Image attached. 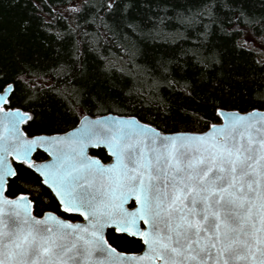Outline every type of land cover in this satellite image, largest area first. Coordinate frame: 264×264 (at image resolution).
<instances>
[{
	"label": "water",
	"instance_id": "obj_1",
	"mask_svg": "<svg viewBox=\"0 0 264 264\" xmlns=\"http://www.w3.org/2000/svg\"><path fill=\"white\" fill-rule=\"evenodd\" d=\"M12 91H0V264H264V109H220L206 130L177 132L87 113L66 131L29 135L31 113L8 106ZM39 150L47 157L35 160ZM17 163L79 219L9 196ZM110 229L143 249H117Z\"/></svg>",
	"mask_w": 264,
	"mask_h": 264
},
{
	"label": "trees",
	"instance_id": "obj_2",
	"mask_svg": "<svg viewBox=\"0 0 264 264\" xmlns=\"http://www.w3.org/2000/svg\"><path fill=\"white\" fill-rule=\"evenodd\" d=\"M71 3L40 0L33 7V0H0V85L13 84L9 107L31 113L24 125L29 135L66 131L87 113L135 115L163 132H177L206 130L221 121L220 109H264V52L241 53L211 29L212 43L207 48L218 47L221 63L205 60L209 67L204 68L187 51L195 47L192 40L201 39L202 24L174 28L169 23L167 30L183 35L175 42L154 39L149 31L152 21L147 19L159 15L153 0H141V5L149 6L137 10L143 36L133 35L115 15L108 18L110 29L96 28V18L107 15L106 10L100 11L104 0H83L76 10L60 11ZM171 3L173 7L198 6V0ZM250 10L264 15V8L250 5ZM260 31L257 27L256 32ZM132 41L135 57L125 51ZM202 55L206 57L208 52ZM169 59L176 62L169 65ZM163 67L170 71L164 73ZM185 82L189 85L186 89ZM91 152L103 161L110 159L103 148ZM46 157L40 150L34 155L35 160ZM15 166L17 174L8 183L9 196L29 194L38 215L47 210L64 214L55 195L29 165ZM107 239L122 251L142 247L139 239L114 229L107 232Z\"/></svg>",
	"mask_w": 264,
	"mask_h": 264
},
{
	"label": "snow or ice",
	"instance_id": "obj_3",
	"mask_svg": "<svg viewBox=\"0 0 264 264\" xmlns=\"http://www.w3.org/2000/svg\"><path fill=\"white\" fill-rule=\"evenodd\" d=\"M39 2L40 0H33V7H36ZM72 4L74 7L75 0H72ZM153 5L159 15L149 16L147 19L152 21V27L149 31L153 34L154 39L159 38L175 42V38L183 35L182 32L177 33L167 30L169 23L174 28L185 25L191 26L194 23L202 24L205 31L198 33L201 39L192 40L191 43L195 47L189 48L187 51L193 53L196 61L204 68H208L211 62H215L216 64L221 63L220 57L222 53L218 50V47L207 48V45L212 43V39L210 38L211 29H215L221 38L230 41L234 49L239 50L241 53H251L254 51L259 54L264 52V15L250 10V5L264 8V0H198L196 8L191 6L182 8L179 5L173 7L171 0H153ZM43 6L52 11L47 4ZM147 6L149 5H141V0H104L100 11L104 12L106 10L107 15H99L94 21L95 27L99 29L103 26L105 29H110V25L107 22L108 18L115 15L117 18L123 19L124 26L129 32L133 35L143 36L145 33L141 30L143 27L141 23L142 18L138 16L137 10ZM85 7H90V5L86 4ZM58 9L59 5H57ZM257 27L261 29L259 33L256 32ZM59 35L58 33L57 37ZM85 35H88V33H85ZM92 36V43H95L96 34L93 33ZM125 38L127 39V33H125ZM125 51L130 57H135L137 55L135 41H132L131 46L126 48ZM205 51L208 52L206 57L202 55ZM183 55L184 53L181 52L180 56ZM205 60L209 63H205ZM175 62L169 59L167 64L170 65ZM261 62L257 61V63ZM109 63L112 64L114 62L110 61ZM162 70L164 73L170 71L168 67H163ZM172 82L171 80L169 81V83ZM183 87L185 89L189 87L188 83L185 82ZM3 88L4 86L0 85V91H3ZM215 103L219 107L220 102L216 101Z\"/></svg>",
	"mask_w": 264,
	"mask_h": 264
},
{
	"label": "rangeland",
	"instance_id": "obj_4",
	"mask_svg": "<svg viewBox=\"0 0 264 264\" xmlns=\"http://www.w3.org/2000/svg\"><path fill=\"white\" fill-rule=\"evenodd\" d=\"M82 1H83V0H77V1H75V6H74V7H73V4L71 3V4H69L67 7L61 9L60 11L65 12V13H69V12H71V11H73V10H76V9H78V7H79L80 4L82 3ZM72 220H73V219H72Z\"/></svg>",
	"mask_w": 264,
	"mask_h": 264
},
{
	"label": "flooded vegetation",
	"instance_id": "obj_5",
	"mask_svg": "<svg viewBox=\"0 0 264 264\" xmlns=\"http://www.w3.org/2000/svg\"><path fill=\"white\" fill-rule=\"evenodd\" d=\"M133 205V204H132ZM61 208V207H60ZM62 211V210H61ZM62 213H64L63 211H62ZM59 214V213H58ZM67 215V216H65V215ZM64 214H61V215H63L64 217H67V218H70V217H68V216H75V215H69V214H66V213H64ZM75 217H77L76 219H79V216H75ZM70 219H72V218H70ZM76 219H73V220H76ZM115 230V229H114ZM116 231V230H115ZM118 233V232H117ZM133 238H135V237H133ZM137 239V238H136ZM140 241H141V243H142V247L140 248V249H138L137 251H133V252H139V251H141L142 249H143V247H144V245H143V242H142V240L141 239H139ZM126 252H128V251H126Z\"/></svg>",
	"mask_w": 264,
	"mask_h": 264
}]
</instances>
